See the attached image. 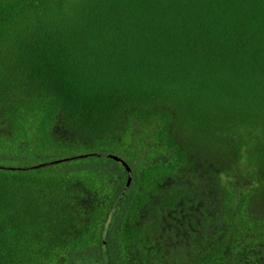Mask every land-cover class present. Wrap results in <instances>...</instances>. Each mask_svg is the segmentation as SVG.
Segmentation results:
<instances>
[{"label":"trees","instance_id":"16d2710c","mask_svg":"<svg viewBox=\"0 0 264 264\" xmlns=\"http://www.w3.org/2000/svg\"><path fill=\"white\" fill-rule=\"evenodd\" d=\"M0 166V264H264V0H0Z\"/></svg>","mask_w":264,"mask_h":264},{"label":"water","instance_id":"95a60500","mask_svg":"<svg viewBox=\"0 0 264 264\" xmlns=\"http://www.w3.org/2000/svg\"><path fill=\"white\" fill-rule=\"evenodd\" d=\"M90 155H95V154H81V155H76V156H70V157H64L62 159H55V160H51V161H48V162H44V163H40V164H37V165H33L31 166L32 168H35V167H39V166H45V165H48V164H55V163H59V162H62V161H67V160H70V159H75V158H83V157H87V156H90ZM107 157L115 160V161H118L121 163V165L124 167V169L129 172V167L128 165L118 156L116 155H113V154H108ZM1 168H7V169H18L16 167H3V166H0ZM129 180H130V177H127V180H126V183H125V186H127L129 184Z\"/></svg>","mask_w":264,"mask_h":264}]
</instances>
